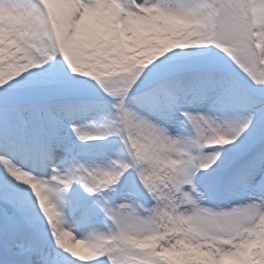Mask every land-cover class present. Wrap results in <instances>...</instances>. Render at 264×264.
<instances>
[{
    "label": "snow or ice",
    "instance_id": "6c2138e0",
    "mask_svg": "<svg viewBox=\"0 0 264 264\" xmlns=\"http://www.w3.org/2000/svg\"><path fill=\"white\" fill-rule=\"evenodd\" d=\"M0 264H264V0H0Z\"/></svg>",
    "mask_w": 264,
    "mask_h": 264
}]
</instances>
